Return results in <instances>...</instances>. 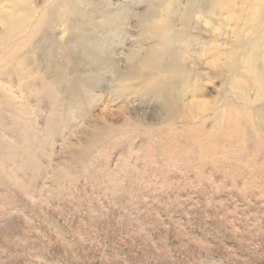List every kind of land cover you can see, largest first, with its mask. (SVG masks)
Listing matches in <instances>:
<instances>
[{
    "label": "rangeland",
    "instance_id": "1",
    "mask_svg": "<svg viewBox=\"0 0 264 264\" xmlns=\"http://www.w3.org/2000/svg\"><path fill=\"white\" fill-rule=\"evenodd\" d=\"M63 1L0 0V264H264V0H78L52 16ZM153 7L172 13L162 37L138 20ZM85 14L106 26L81 44L119 68L75 47ZM163 39L192 118L124 80L131 51Z\"/></svg>",
    "mask_w": 264,
    "mask_h": 264
},
{
    "label": "bare ground",
    "instance_id": "2",
    "mask_svg": "<svg viewBox=\"0 0 264 264\" xmlns=\"http://www.w3.org/2000/svg\"><path fill=\"white\" fill-rule=\"evenodd\" d=\"M28 2H26V3H28ZM21 3H23V2H21ZM21 3H20V5H21ZM65 3L68 4L69 7L72 6L73 8H75V10L79 11L78 10L79 9L78 0H64L63 2L58 4L59 7L57 5V7L55 9L50 10L51 15L55 16L57 14H60V11L63 10L62 6H64ZM128 9H129L128 6L120 4L119 10L115 14H119L120 11L124 12L125 10H128ZM161 10H162L161 8H159V10H158L156 7H153V10L141 14L138 17L139 18L138 20H139V23H141L145 26L146 30H148L149 32L153 31V32L157 33V35L162 37V35L163 36L166 35V33H167L166 31L169 32L171 30V29H169L170 27L168 25H170L171 21L169 20V18L172 17V13L170 11V13L167 12L166 14H162ZM168 10H170L169 7H168ZM80 12H81V10H80ZM133 14H135V13H128L127 14L128 18L131 19L130 16H132ZM187 15H189V14L184 15V17H189ZM111 16H113V17L107 18V20L109 22H110V20H112V23H113L115 21V20H113V18L116 15H111ZM82 17L85 21V24L81 25L82 30L80 32L75 27H74V29L72 27H70L71 32H72V36H71V39L73 40L72 42H77L75 47L81 48L79 50H81L83 52V56L85 53L90 58L91 57H94V58L98 57V59H99L98 65H101V66L106 65V66L119 68L118 67L120 65L119 60H116L115 58H113V56H111V57H104L103 56V54L106 52V49L103 48L104 46L103 47L102 46L91 47V46L84 45L85 43H88V42L86 39H84L85 34H81V32H85L86 29H90V28L91 29L95 28L94 31H96V28L103 29L106 25H104L102 23L103 21L96 20L94 15L85 14ZM11 18H12L11 16L5 17V18H3V20H1V22L3 24L7 25L8 27L17 26V25H15L17 22H14L13 19L11 20ZM47 22H48V20H45L43 22V24L40 27L41 30L46 31L48 29ZM17 24H22V23L18 22ZM84 27H86V29ZM166 27H168V28H166ZM100 31L102 32V30H100ZM98 35L100 36V34H98ZM97 36H96V39L97 38L99 39V37H97ZM94 39H95V37H94ZM167 41L168 42H166V39L165 40L163 39V45L160 46L159 49L151 52V53H153L154 56L144 55L141 57L140 62L135 63V60L138 57V55H140V52L137 50H132L128 56L130 61L127 59L130 63L127 66L128 68L125 72L126 75L124 76V80L126 82H129L130 86H132L134 84L133 80L138 79V80L142 81L143 79L148 78V79H146V81L145 80L142 81V84H144V86L145 85H156L157 86V89H156L158 91L157 96H158L159 100L164 105H166L167 108L169 109V111H168L169 116L170 117H177V119H178L179 113L183 112V115H181L184 117L183 119H189L190 115H192L191 112H193V110L195 108L194 103L193 104L191 103L190 107H186V105L183 103V101L180 100V99H182L183 94H180L179 96H173V95L169 94L170 92H174V91H175L174 93L178 92L177 84L170 82V77L172 76V74L175 75L176 73H178V75L184 74L185 70H183L180 67V58H179L178 54L176 52H172L173 49H172V44L169 43L170 40L167 39ZM82 42L84 43L83 45L81 44ZM96 42H98V41H96ZM78 43H80V44L78 45ZM95 46H97V45H95ZM74 49L75 48L73 46V50ZM87 56L84 59H87ZM81 57L79 58L80 60L79 59L77 60L79 66H82V64L85 63L89 59L88 58L84 62V61H82L84 59L81 60ZM90 62L91 61H89L87 63H89V65H90ZM93 63H96V62L93 61ZM96 65H97V63H96ZM96 67H94L93 69H96ZM96 74L97 73L94 74L90 70L89 76L83 78V79H86L85 83L87 81L94 80L95 78H97ZM93 84H94V82H93ZM172 87H174V89H172ZM185 96L186 95H184V97ZM163 108H164V106H163ZM195 110H197V109H195ZM190 118H192V117H190Z\"/></svg>",
    "mask_w": 264,
    "mask_h": 264
}]
</instances>
